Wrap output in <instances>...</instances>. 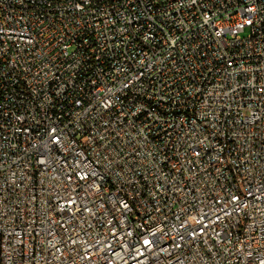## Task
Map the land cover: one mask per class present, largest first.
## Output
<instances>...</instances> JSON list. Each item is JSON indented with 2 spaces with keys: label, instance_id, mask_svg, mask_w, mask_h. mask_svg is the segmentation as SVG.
<instances>
[{
  "label": "built area",
  "instance_id": "built-area-1",
  "mask_svg": "<svg viewBox=\"0 0 264 264\" xmlns=\"http://www.w3.org/2000/svg\"><path fill=\"white\" fill-rule=\"evenodd\" d=\"M0 264H264V0H0Z\"/></svg>",
  "mask_w": 264,
  "mask_h": 264
}]
</instances>
